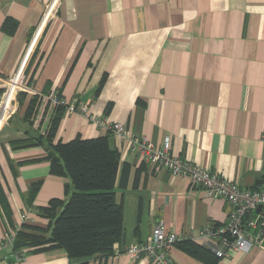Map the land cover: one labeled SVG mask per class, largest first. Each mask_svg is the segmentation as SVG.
<instances>
[{"label": "crops", "instance_id": "crops-1", "mask_svg": "<svg viewBox=\"0 0 264 264\" xmlns=\"http://www.w3.org/2000/svg\"><path fill=\"white\" fill-rule=\"evenodd\" d=\"M53 0H0V98ZM33 93L0 131V242L25 222L44 227L38 209L65 197L67 180L50 172L41 145L14 148L11 140L40 135L56 115L42 95L59 93L85 111L61 114L55 141L109 134L107 123L163 145L170 153L219 171L243 187L264 184V0H57L26 65ZM39 99L25 119L31 98ZM121 163L130 165L119 189L125 233L121 247L150 243L164 221L179 238L169 251L174 264H264V250L193 255L199 231L220 223L231 206L212 198L186 176L152 171L114 133ZM40 182L34 196L32 186ZM202 245V244H201ZM0 249V264H74L63 249L26 254ZM89 264H154L128 253L86 258Z\"/></svg>", "mask_w": 264, "mask_h": 264}, {"label": "trees", "instance_id": "trees-1", "mask_svg": "<svg viewBox=\"0 0 264 264\" xmlns=\"http://www.w3.org/2000/svg\"><path fill=\"white\" fill-rule=\"evenodd\" d=\"M24 92L19 93V99ZM38 105L39 99L33 96L25 119L35 114ZM55 109L51 127L44 133L33 136L26 132L25 137L10 142L14 148L41 145L46 152L44 158L50 163V172L67 180L65 197L54 198L37 208L48 220L46 226L22 222L14 236L13 250L26 255L63 249L70 260L84 258L74 264H89L88 257L113 256L123 240L124 208L118 192L127 186L130 165L121 163V152L110 140L111 131L92 138L76 136L67 142L55 141V132L66 108L60 105ZM39 186L40 182L33 184L31 197ZM181 246L193 255L217 256L193 239L182 242Z\"/></svg>", "mask_w": 264, "mask_h": 264}, {"label": "built area", "instance_id": "built-area-1", "mask_svg": "<svg viewBox=\"0 0 264 264\" xmlns=\"http://www.w3.org/2000/svg\"><path fill=\"white\" fill-rule=\"evenodd\" d=\"M57 0H53L42 21L27 47L26 53L16 72L4 78L5 87L0 98V131L8 124L18 107H20L19 93L25 91L33 93L26 80V65L30 53L35 46L37 38L44 27L46 19L50 16ZM34 42V44H33ZM49 100L51 106L60 105L71 112H83L86 106L77 108L69 103L59 93L42 95ZM78 111V112H79ZM121 139L130 142L131 151L139 158L140 162L152 171L161 168L167 169L173 175H182L189 178L190 183L204 190L212 198H223L231 206L226 218L220 223L208 222L198 234V242L209 248L219 258L228 256L233 251L250 250L258 245L264 250V184L261 187H243L227 178L223 173L204 167L199 163L174 156L170 153V138H165L163 145L156 144L146 136L131 132L124 123H107L104 120L94 119ZM261 206V210L257 208ZM22 219L30 220V212L25 211ZM16 231L8 233L4 241L0 242V249L10 248L13 255L23 261L25 254L13 250ZM179 236L167 229L164 221H159L154 229L150 243H135L127 247L117 246L114 255L128 253L133 258L147 254L153 259L154 264H174L169 251L177 242Z\"/></svg>", "mask_w": 264, "mask_h": 264}, {"label": "rangeland", "instance_id": "rangeland-1", "mask_svg": "<svg viewBox=\"0 0 264 264\" xmlns=\"http://www.w3.org/2000/svg\"><path fill=\"white\" fill-rule=\"evenodd\" d=\"M33 44H34V42H33ZM19 109H20V108L18 107L16 114L19 112ZM16 114H15V115H16ZM11 118H12V117H11ZM11 118H10V119H11ZM12 247H13V246H12ZM10 250H11V249H10ZM11 251H12V250H11ZM16 259H17V258H16ZM17 260H18V259H17Z\"/></svg>", "mask_w": 264, "mask_h": 264}, {"label": "water", "instance_id": "water-1", "mask_svg": "<svg viewBox=\"0 0 264 264\" xmlns=\"http://www.w3.org/2000/svg\"><path fill=\"white\" fill-rule=\"evenodd\" d=\"M261 210V206H259L258 208H257V211H260Z\"/></svg>", "mask_w": 264, "mask_h": 264}]
</instances>
